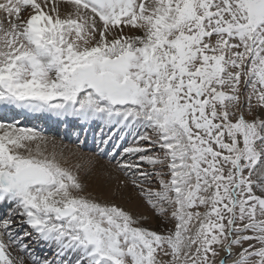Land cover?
<instances>
[{
	"label": "snow or ice",
	"instance_id": "snow-or-ice-1",
	"mask_svg": "<svg viewBox=\"0 0 264 264\" xmlns=\"http://www.w3.org/2000/svg\"><path fill=\"white\" fill-rule=\"evenodd\" d=\"M26 260L264 264V0H0V264Z\"/></svg>",
	"mask_w": 264,
	"mask_h": 264
},
{
	"label": "rangeland",
	"instance_id": "rangeland-1",
	"mask_svg": "<svg viewBox=\"0 0 264 264\" xmlns=\"http://www.w3.org/2000/svg\"><path fill=\"white\" fill-rule=\"evenodd\" d=\"M62 131H63V126L61 127V132ZM48 134L49 135H55L56 138H59L60 137V135L56 134L55 132H49ZM63 142L64 143H73V141L71 139H68V138H65ZM83 151H84L85 154H88L89 153V149H87V148H85ZM101 160L105 161L104 159H101ZM122 179H124L123 176H122ZM115 185L116 184H113V186H115ZM124 192H125V195H133V196L135 195V193L133 192L131 186H129L128 188H126V190L124 189ZM118 202L123 203L125 207H132V208L135 207V205L133 203H129L127 201H118ZM145 226L146 227H150L153 230H156L158 232L160 231V228H159L158 224H156V223L149 222Z\"/></svg>",
	"mask_w": 264,
	"mask_h": 264
},
{
	"label": "bare ground",
	"instance_id": "bare-ground-1",
	"mask_svg": "<svg viewBox=\"0 0 264 264\" xmlns=\"http://www.w3.org/2000/svg\"><path fill=\"white\" fill-rule=\"evenodd\" d=\"M50 136H51V135H50ZM56 139H57V140L61 139V136H60L59 138H56ZM69 144H71V143H69ZM97 159H99V163L102 164V165H105V167L107 168V170H108L109 172H111V174H112L113 177H115V179H113V181H112V184H116V181H117L118 179H122V176H123V175H122L121 173H117V172L113 171L112 168H111V166H109V165L106 164V161H103V160H101L100 158H97ZM75 162H76V159H75V158H73V160L70 161V163H75ZM125 190H126V189H125ZM26 264H28L27 260H26Z\"/></svg>",
	"mask_w": 264,
	"mask_h": 264
}]
</instances>
